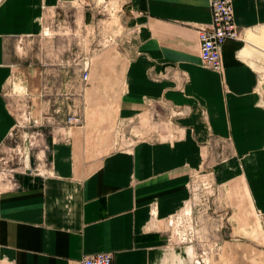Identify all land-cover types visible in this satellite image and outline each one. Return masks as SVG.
Wrapping results in <instances>:
<instances>
[{
    "label": "crops",
    "instance_id": "0c3cea01",
    "mask_svg": "<svg viewBox=\"0 0 264 264\" xmlns=\"http://www.w3.org/2000/svg\"><path fill=\"white\" fill-rule=\"evenodd\" d=\"M71 1L0 0V159L18 151L8 98L15 76L30 71L25 81L37 104L44 82L20 55V41L32 50L48 17ZM231 6L240 34L223 43L218 73L201 63L198 48L196 27L212 23L208 0H127L124 22L136 31L117 117L142 122L145 138L95 158L67 129L37 130L42 146L24 148L28 165L0 189V264H80L99 252L114 264H188L192 247L168 244L166 226L189 199L203 154L218 153L225 156L211 165L215 181L243 192L264 256V0ZM156 106L169 108L153 116Z\"/></svg>",
    "mask_w": 264,
    "mask_h": 264
},
{
    "label": "rangeland",
    "instance_id": "374dc122",
    "mask_svg": "<svg viewBox=\"0 0 264 264\" xmlns=\"http://www.w3.org/2000/svg\"><path fill=\"white\" fill-rule=\"evenodd\" d=\"M126 2L72 0L48 17L32 50L30 42L21 39L20 55L39 71L44 82L38 104L30 83L25 81L30 71L26 78L16 75L18 85L12 84L8 89L17 118L11 145H18V151L4 154L9 172L0 169V174L21 171L24 160L28 165L24 148L35 151L39 148L36 145L42 146L40 139L37 142L33 136L39 129L58 133L67 129L70 135H79L86 155L95 158L145 138L142 122L117 117L123 71L134 48L136 31L124 22ZM84 72L88 73L85 82L81 80ZM95 85L100 88L94 89ZM167 109L156 106L153 116L165 114ZM34 114L40 116V121ZM203 155L204 163L187 183L189 199L177 214L171 215L174 227L166 226L167 243L184 251L192 247L188 264H264L260 248L263 235L243 192L238 186L233 193L229 183L215 181L211 165L222 162L225 155ZM37 159H41V154ZM237 238L251 241L257 249H242L234 242ZM182 258L187 262L186 257Z\"/></svg>",
    "mask_w": 264,
    "mask_h": 264
},
{
    "label": "bare ground",
    "instance_id": "6f19581e",
    "mask_svg": "<svg viewBox=\"0 0 264 264\" xmlns=\"http://www.w3.org/2000/svg\"><path fill=\"white\" fill-rule=\"evenodd\" d=\"M208 1H209L210 10H211L212 23L208 27H206V26L196 27L198 48H199V53H200V61L203 65H204V63L201 60V52H200V49H201L200 30L214 28V31L216 33L212 35L214 38V41L212 44L211 52L212 53L218 52L220 59H221V47H222L223 43L228 39H234V38L239 37V34H240V30L238 29L237 25L234 22L231 0H230L229 7L226 9V12H227L226 16L228 17L227 19H221V18H223V12L221 10H219L217 7L219 0H208ZM229 25L231 26V28L229 30L225 29ZM232 33H235V34L233 36L229 37ZM219 38H223V39L220 40ZM221 68H222V61H220V67L218 69L219 71H217L218 73L221 72ZM87 74H88L87 72H84L83 75H81V80L83 82L87 79ZM70 121H71V119H70ZM6 159L7 158H5L3 156L0 159V161L9 163ZM2 170L5 171L4 169H2ZM6 171L9 172L8 169H6ZM10 180L11 179H10L9 173L1 172V174H0V188H5V189L10 188L12 186V183ZM179 216H181V215H179ZM173 222H175V220L172 221V219L170 218L168 221V225L169 226L172 225V227H174ZM99 256H102L103 258L110 259L112 264H114L112 255L110 253H107V252H99V253L84 255L80 260V264H85L87 261L100 262L102 259H100Z\"/></svg>",
    "mask_w": 264,
    "mask_h": 264
},
{
    "label": "built area",
    "instance_id": "2783aa9c",
    "mask_svg": "<svg viewBox=\"0 0 264 264\" xmlns=\"http://www.w3.org/2000/svg\"><path fill=\"white\" fill-rule=\"evenodd\" d=\"M230 0H219L217 7L219 10L223 12V18L221 19H227L228 17L226 16L227 12L226 9L229 7ZM231 26H227L225 29L229 30ZM216 32L214 31V28L211 29H202L200 30L201 34V60L202 62L210 67L214 71H219L220 67V61L221 59L219 58L218 52L212 53V44L214 41L213 34ZM235 33H232L229 37L233 36ZM222 40L223 38H219ZM86 76V75H85ZM100 259H102L100 262L96 261H87L85 264H112L111 260L108 258H103L102 256H99Z\"/></svg>",
    "mask_w": 264,
    "mask_h": 264
}]
</instances>
